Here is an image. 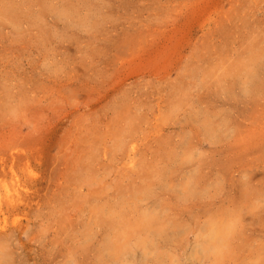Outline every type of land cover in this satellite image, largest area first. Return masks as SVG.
Here are the masks:
<instances>
[{"label": "rangeland", "instance_id": "374dc122", "mask_svg": "<svg viewBox=\"0 0 264 264\" xmlns=\"http://www.w3.org/2000/svg\"><path fill=\"white\" fill-rule=\"evenodd\" d=\"M263 87L264 0H0V264H264Z\"/></svg>", "mask_w": 264, "mask_h": 264}, {"label": "bare ground", "instance_id": "6f19581e", "mask_svg": "<svg viewBox=\"0 0 264 264\" xmlns=\"http://www.w3.org/2000/svg\"><path fill=\"white\" fill-rule=\"evenodd\" d=\"M258 78V76H256L255 78H253L252 77V79H257ZM258 80V82H259V79H257ZM261 81H263L262 79H261ZM253 82H254V80H253ZM253 82H251V83H253ZM257 82V81H256ZM263 83V82H262ZM254 84V83H253ZM252 84V85H253ZM255 85V84H254ZM261 86V85H260ZM254 88H255V86H253ZM259 87V86H258ZM257 88V87H256ZM262 88V87H261ZM264 88V87H263ZM260 89V88H259ZM255 90V89H254ZM261 90V89H260ZM259 90V91H260ZM248 137V136H247ZM252 137V136H251ZM262 137V136H261ZM253 138V137H252ZM257 139V138H256ZM13 169V168H12ZM13 171V170H12ZM13 174H15L14 172H13ZM5 189H6V186H5ZM5 191V190H4ZM23 198H20V199H14L12 196H11V194L8 192V191H6L5 193H1L0 192V212H2L4 209H5V207H6V210L8 211V212H10V211H18V210H20L21 209V206L23 205L22 203H23ZM2 215V214H1ZM148 225V224H147ZM220 235H218L219 236V241L221 242V243H223V244H226V242H228L229 241V236L231 235L230 234V231H224L223 230V232L221 231L220 233H219ZM119 239V238H118ZM120 241V240H116L114 243H116V244H110V246L112 247V248H114V249H118L119 250V248H120V246L119 245H117L118 244V242ZM146 242V241H145ZM218 242V241H217ZM150 243V242H149ZM142 244V243H141ZM140 244V245H141ZM143 244H144V242H143ZM148 244V243H147ZM123 246V245H122ZM121 246V247H122ZM143 246V245H142ZM161 261V260H160Z\"/></svg>", "mask_w": 264, "mask_h": 264}]
</instances>
